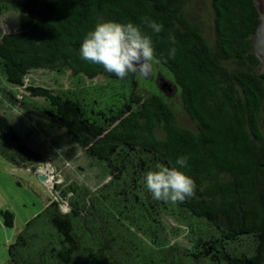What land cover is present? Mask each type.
I'll return each mask as SVG.
<instances>
[{
  "label": "trees",
  "instance_id": "obj_1",
  "mask_svg": "<svg viewBox=\"0 0 264 264\" xmlns=\"http://www.w3.org/2000/svg\"><path fill=\"white\" fill-rule=\"evenodd\" d=\"M204 0H0L18 28L0 33V75L31 93L13 105L64 131L100 167V187L69 185L26 222L8 247L10 264H264V71L253 53L260 25L253 0H206L213 39L194 8ZM161 25L153 33L145 20ZM103 21L133 22L151 36L149 63L176 88L194 128H183L156 86L141 91L136 72L119 79L80 58L86 34ZM47 71L68 75L56 89L29 83ZM160 89V88H159ZM0 156L41 162L0 112ZM196 184L183 202L157 201L144 174L175 165ZM3 225L14 216L1 211Z\"/></svg>",
  "mask_w": 264,
  "mask_h": 264
},
{
  "label": "rangeland",
  "instance_id": "obj_2",
  "mask_svg": "<svg viewBox=\"0 0 264 264\" xmlns=\"http://www.w3.org/2000/svg\"><path fill=\"white\" fill-rule=\"evenodd\" d=\"M259 15L260 25L252 39L253 53L264 62V0H253ZM205 38L213 39L212 15L206 0L197 2L194 8ZM18 28L16 13L6 12L0 15V33H12ZM141 91L146 94L156 86L155 80L164 78L166 74L159 67H154L147 76L136 72ZM29 83L38 87L56 89L59 86H68V75L57 77L47 71H37L29 76ZM159 91L170 109L173 111L176 122L183 128L193 129L194 124L183 112L178 90ZM13 92L19 100H26L31 95L24 88L15 90L8 85L0 75V112L7 116L10 124L22 138L24 144L41 156V162H31L23 166H15L0 156V212L10 211L14 216L13 227L3 225L0 216V264H10L8 247L13 244L18 233L24 229L26 222L34 218L52 201L61 204L62 211H67V202L62 193L69 185L94 191L102 185L103 173L100 167L91 163L84 156L81 149L74 145L64 131H54L49 135L43 132V123L40 119L26 115L20 105L13 106L5 93ZM43 177L44 180L39 178Z\"/></svg>",
  "mask_w": 264,
  "mask_h": 264
},
{
  "label": "clouds",
  "instance_id": "obj_3",
  "mask_svg": "<svg viewBox=\"0 0 264 264\" xmlns=\"http://www.w3.org/2000/svg\"><path fill=\"white\" fill-rule=\"evenodd\" d=\"M145 23L153 33L161 31V25L146 18ZM154 46L151 36L133 22L103 21L95 25L83 39L79 48L80 58L102 65L105 71L119 79L139 71L147 76L152 68ZM186 158L177 159L175 165L157 163L144 174V184L157 201L183 202L195 195L193 178L180 169Z\"/></svg>",
  "mask_w": 264,
  "mask_h": 264
},
{
  "label": "water",
  "instance_id": "obj_4",
  "mask_svg": "<svg viewBox=\"0 0 264 264\" xmlns=\"http://www.w3.org/2000/svg\"><path fill=\"white\" fill-rule=\"evenodd\" d=\"M262 71H264V62H262ZM158 82H159V88L161 91H165V90L170 91V88L167 82H165L163 78H159ZM39 179L42 181L44 180L43 177H40Z\"/></svg>",
  "mask_w": 264,
  "mask_h": 264
}]
</instances>
